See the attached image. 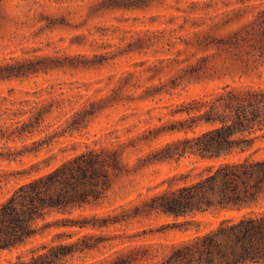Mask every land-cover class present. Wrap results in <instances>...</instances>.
<instances>
[{"label":"rangeland","instance_id":"obj_1","mask_svg":"<svg viewBox=\"0 0 264 264\" xmlns=\"http://www.w3.org/2000/svg\"><path fill=\"white\" fill-rule=\"evenodd\" d=\"M264 0H0V203L20 185L87 150L115 151L121 170L91 205L46 218L113 221L143 200L191 183L221 160H162L169 143L214 127L186 109L230 87L264 89ZM260 134V132H259ZM257 146L262 147L264 142ZM161 158V160H160ZM187 176V177H186ZM236 212L226 216H237ZM221 216H152L103 228L53 227L30 249L93 234L94 250L60 264L111 262L130 244H170L215 228ZM45 221H40L43 225ZM76 233L72 238L58 234Z\"/></svg>","mask_w":264,"mask_h":264},{"label":"trees","instance_id":"obj_2","mask_svg":"<svg viewBox=\"0 0 264 264\" xmlns=\"http://www.w3.org/2000/svg\"><path fill=\"white\" fill-rule=\"evenodd\" d=\"M264 31V14L257 20ZM186 109L192 124L182 123L179 131L194 130L199 123L213 128L193 137L169 143L162 160L196 157L220 162L205 167V174L194 182L170 188L151 199L143 200L130 212L112 222L108 218L74 220L61 218L48 222L49 214H71L100 201L112 185V174L121 170V158L115 151L87 150L54 170L18 186L0 203V252H12L32 239L44 236L53 227L103 228L110 224L138 218L167 216L191 217L178 228L199 231L198 215L223 218L218 225L202 234L180 242L130 244L114 261L99 264H264V89L246 91L229 85L204 98L192 101ZM260 132V134H259ZM161 160V158H160ZM187 177V176H186ZM236 212L237 216H226ZM40 221H45L39 225ZM76 233H61L72 238ZM86 234L75 241L55 246L43 244L30 249L29 261L22 254L6 264H60L78 253L94 250L99 240Z\"/></svg>","mask_w":264,"mask_h":264}]
</instances>
